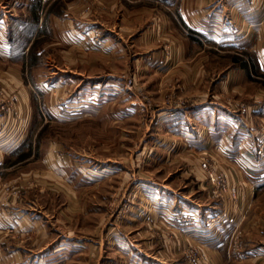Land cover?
Listing matches in <instances>:
<instances>
[{"label": "rangeland", "instance_id": "1", "mask_svg": "<svg viewBox=\"0 0 264 264\" xmlns=\"http://www.w3.org/2000/svg\"><path fill=\"white\" fill-rule=\"evenodd\" d=\"M164 3L180 0H0V17L4 12L11 21L34 24L16 34L20 59L0 58V109L8 116L0 129L14 133L25 122L24 140L35 145V157L25 154L22 171L54 151V182L46 174L0 171V209L9 203L29 211L28 221L48 225L45 233L20 228L0 213V264H264L246 258L243 235L216 247L229 230L214 227L216 217L191 223L203 209L209 214L241 202L250 209L264 197L256 200L257 190L248 191L245 180L234 183L215 152L178 154L179 139L159 119L167 109L210 105L242 114L264 100V78L240 84L241 72L229 66L232 54L203 40L187 42L190 54L165 72L176 58L169 57L174 40L161 30L170 10ZM52 15L54 34L47 30ZM224 22L219 33L226 38L233 30ZM233 25L241 34L249 31ZM155 49L164 56H153ZM17 71L28 89V116L19 122L13 116L23 92L13 80ZM59 78L62 85L53 86ZM154 185H167L185 200L152 199L145 193ZM186 226L190 233L178 232Z\"/></svg>", "mask_w": 264, "mask_h": 264}, {"label": "crops", "instance_id": "2", "mask_svg": "<svg viewBox=\"0 0 264 264\" xmlns=\"http://www.w3.org/2000/svg\"><path fill=\"white\" fill-rule=\"evenodd\" d=\"M126 1L128 3H136L139 0ZM126 1L115 0V3H125ZM161 1L168 2L169 0ZM210 1L193 0L191 3H185V0H180V3H164L170 10L162 18L161 30L165 35L174 40L169 57L176 58L167 61L169 63L165 67V72L174 70L177 63H180L182 58L190 54V44L189 46L186 45L187 42L201 44L203 40L215 45L218 49L226 50L227 53L232 54L230 55L231 65L229 66L231 67V71L236 69L241 72L242 79L240 84L246 86L248 82H252L253 78L257 76L264 78V0H223L225 1V6L221 3V8L219 2H222V0H214L211 3ZM222 7H226V15L223 16L220 13ZM43 18L44 16L42 15L39 19L40 22L36 24V27H39L40 30H42L44 25ZM11 20L4 12L1 14L0 58L4 61L8 59L18 61L20 59V46L17 48V45L12 42V36L16 34L19 36L30 32L34 27V24L28 21L23 22V20L18 18H13V21ZM207 20H209L211 28L207 27ZM47 21L50 24L47 30L54 34V15L50 16ZM220 21H225L227 29L233 30V33H227L226 38L222 37L219 33ZM232 23H237L239 29L243 26L246 29L248 26L249 31L241 34ZM150 37L153 38L151 33ZM26 49L27 45L25 52H23L24 56L26 55ZM152 54L153 56H164L157 49ZM32 68L31 71L33 70ZM16 73L13 76L15 85L23 88V92L19 91L17 99L19 106L17 110L15 109L16 111H14L15 114L13 115L15 118H18L19 122L22 117H25V114L28 116V105L25 98L28 89L21 78V73L18 71ZM57 81L52 85H56V87L62 85L59 83V81L61 82V78ZM236 82L239 81L237 80ZM236 82L233 80L234 85H231L239 88V85H235ZM44 84L45 82L40 83V86L42 87ZM259 89L262 90L260 87ZM245 98L248 99L249 97L246 96ZM251 102L247 100V104ZM248 107L247 111L242 114H235L231 111L220 112L218 108L212 105L209 108L197 107L191 112H187L186 109L174 108L167 109L163 117L159 115V119L163 120L167 128L165 130L169 132L168 134L179 139L178 144H181L182 147L178 148L180 152L178 154L185 156L186 152H189V150L186 151L185 149H190V152L193 153H196V151H207V149L210 152H215L216 156H219L224 161L233 182L243 183L242 180H245L248 191L251 188L257 190L256 200H258L260 196L264 197V100L260 104L249 105ZM6 114L0 109V123L6 121L8 118ZM8 114L10 116V113ZM193 120H198L202 124L199 123V126L196 127ZM23 125H25V122L22 123ZM22 126L21 129L19 127L16 129V133H6L3 129H0V171L5 172L7 169L15 170L16 177L27 174L37 176L46 174V177L54 182L53 150L49 151L48 155L40 163V166L36 167L35 165L34 169L20 170L25 167L20 165L27 161V158L23 159L27 152H31L27 157H35V145H30V147L26 145L27 140H24L26 132L22 130ZM184 146L186 148H183ZM172 149L177 151V147L176 149L169 148L170 151ZM22 152L24 153L22 154ZM17 156L19 158L15 159ZM44 167L48 171H44ZM148 188H152V190H148L145 194L148 197H153L152 199L185 200L186 197V195L184 196L181 192L172 190L167 185L161 188L155 185L153 187L148 186ZM8 205L10 204L5 203L4 207L0 209L2 215L19 221L18 225L20 228L24 227L27 229L33 226L36 231L45 233L48 225L39 223L37 220H34V223L31 220L30 222L26 219L27 216H31L29 211L19 207L13 210ZM231 205H234V207H220L219 209H214L209 214L207 212H210V209H203L200 213H193L192 221H190L196 225L200 223L206 225L205 216L216 217L212 221L214 227L217 229H229L227 233L224 231L221 233V239L215 245L216 247L222 248L232 241L238 240L243 235L242 239L245 242L244 248L246 250L244 254L247 256L246 258H249V260L258 259L260 262H264V201L259 202L260 207L250 209H246L242 202ZM182 212H184L183 209ZM199 216L203 218L201 220L197 219ZM190 229L192 228L186 226L178 232L181 233L182 231L188 234L191 231ZM230 229H232V232Z\"/></svg>", "mask_w": 264, "mask_h": 264}, {"label": "trees", "instance_id": "3", "mask_svg": "<svg viewBox=\"0 0 264 264\" xmlns=\"http://www.w3.org/2000/svg\"><path fill=\"white\" fill-rule=\"evenodd\" d=\"M15 41L19 42L18 37L16 35L12 36V42L15 43ZM17 48H18V46H17Z\"/></svg>", "mask_w": 264, "mask_h": 264}]
</instances>
